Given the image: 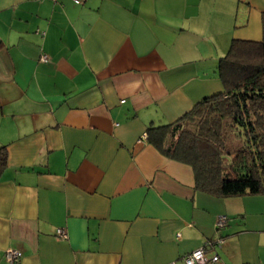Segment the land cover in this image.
<instances>
[{
  "label": "crops",
  "instance_id": "1",
  "mask_svg": "<svg viewBox=\"0 0 264 264\" xmlns=\"http://www.w3.org/2000/svg\"><path fill=\"white\" fill-rule=\"evenodd\" d=\"M262 28L264 0H0V264H183L219 215L211 264H264V194L196 189L143 138Z\"/></svg>",
  "mask_w": 264,
  "mask_h": 264
},
{
  "label": "trees",
  "instance_id": "2",
  "mask_svg": "<svg viewBox=\"0 0 264 264\" xmlns=\"http://www.w3.org/2000/svg\"><path fill=\"white\" fill-rule=\"evenodd\" d=\"M216 73L222 90L172 121L149 123L147 141L191 165L196 189L216 197L264 194V28L260 40L233 38ZM6 163L2 145L0 174ZM222 227L214 222L209 239L224 237Z\"/></svg>",
  "mask_w": 264,
  "mask_h": 264
},
{
  "label": "built area",
  "instance_id": "3",
  "mask_svg": "<svg viewBox=\"0 0 264 264\" xmlns=\"http://www.w3.org/2000/svg\"><path fill=\"white\" fill-rule=\"evenodd\" d=\"M57 1V0H53ZM74 3L79 4L83 0H72ZM47 54L42 53L40 55L41 61L47 60ZM123 101V100H122ZM146 138V135L143 136ZM226 217L224 215H219L216 218L215 225L219 228L225 222ZM56 235L66 238L67 232L64 228L59 227L56 229ZM224 242V237L217 236L215 239L206 240L202 245L198 246L197 248L189 251L188 253L184 254L182 257L183 264H209L218 260L219 256L215 251V248L220 247ZM22 256V252L16 248L7 247L4 251V258L5 261L8 263L17 262L20 257Z\"/></svg>",
  "mask_w": 264,
  "mask_h": 264
}]
</instances>
